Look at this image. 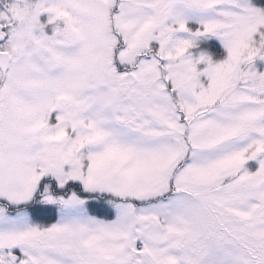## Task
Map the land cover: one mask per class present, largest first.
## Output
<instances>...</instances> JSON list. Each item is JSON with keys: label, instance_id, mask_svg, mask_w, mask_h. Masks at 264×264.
<instances>
[{"label": "snow or ice", "instance_id": "snow-or-ice-1", "mask_svg": "<svg viewBox=\"0 0 264 264\" xmlns=\"http://www.w3.org/2000/svg\"><path fill=\"white\" fill-rule=\"evenodd\" d=\"M0 264H264V0H0Z\"/></svg>", "mask_w": 264, "mask_h": 264}]
</instances>
